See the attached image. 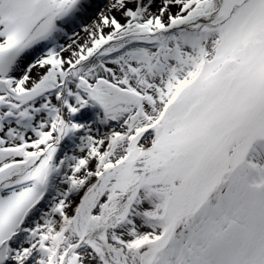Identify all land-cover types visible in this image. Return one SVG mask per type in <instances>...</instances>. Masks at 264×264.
Masks as SVG:
<instances>
[{"label":"snow or ice","instance_id":"1","mask_svg":"<svg viewBox=\"0 0 264 264\" xmlns=\"http://www.w3.org/2000/svg\"><path fill=\"white\" fill-rule=\"evenodd\" d=\"M0 264H264V0H0Z\"/></svg>","mask_w":264,"mask_h":264}]
</instances>
